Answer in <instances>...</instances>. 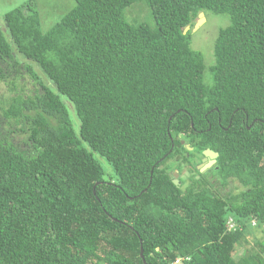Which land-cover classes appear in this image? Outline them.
<instances>
[{
    "label": "trees",
    "instance_id": "obj_1",
    "mask_svg": "<svg viewBox=\"0 0 264 264\" xmlns=\"http://www.w3.org/2000/svg\"><path fill=\"white\" fill-rule=\"evenodd\" d=\"M34 1L0 20V264H264V0H75L48 30ZM200 12L230 19L208 66ZM182 140L219 152L186 187Z\"/></svg>",
    "mask_w": 264,
    "mask_h": 264
},
{
    "label": "rangeland",
    "instance_id": "obj_2",
    "mask_svg": "<svg viewBox=\"0 0 264 264\" xmlns=\"http://www.w3.org/2000/svg\"><path fill=\"white\" fill-rule=\"evenodd\" d=\"M30 1L32 0H0V20L2 21L1 13L5 14L12 8L29 4ZM32 3L33 5H35L34 7L36 9L38 7V9L42 11H40L42 22H40L39 20L36 21V27H39V29L42 30H44L46 27V29L48 30L57 20L67 14L75 6V0H36ZM126 16L130 21L135 20L137 22L149 25L150 27L155 26V20L151 9L145 1H137L132 4L129 8H127ZM205 17L206 20L200 26L196 28V21L195 25L191 28V40L192 47L204 54L205 63L208 66L215 62L214 44L218 33L221 28L226 27L230 24V19L227 15L214 14L212 12L205 13ZM32 23L30 26H32ZM3 91L4 88H1L0 92ZM97 157L102 161V163H104L105 167L109 165L104 158L99 157L98 155ZM108 167H110V165ZM185 176L187 177V175ZM209 178H211L210 181H212L214 177H208V180ZM214 179L216 181H221V170L219 171L217 177H215ZM221 184L223 183L221 182ZM236 185H238V183H233L229 187H225V190L230 189L232 186L234 188V186ZM249 239L252 243L253 236L250 235ZM178 264H182V262H179Z\"/></svg>",
    "mask_w": 264,
    "mask_h": 264
},
{
    "label": "flooded vegetation",
    "instance_id": "obj_3",
    "mask_svg": "<svg viewBox=\"0 0 264 264\" xmlns=\"http://www.w3.org/2000/svg\"><path fill=\"white\" fill-rule=\"evenodd\" d=\"M182 143L186 146V142H185V140H182ZM190 145V144H189ZM191 146V145H190ZM192 147V149L191 150H189V152H193L192 154H190V153H187V156L189 157V159L187 160L188 162H186L185 164H184V166H183V173H184V179H185V181L184 182H182V185H183V187H186V186H188L192 181H191V172H190V169L191 168H196V169H198L200 172H201V170H200V166L202 165H206L208 162H210L211 161V158L210 157H208L207 158V160L205 161V162H203V160H204V158H205V156L203 155V151H201V152H199V151H197V150H195V148L193 147V146H191ZM217 160H218V157H217ZM217 164V162L216 163H214L211 167H209V168H206V170L204 171V172H202V173H208V172H210V171H213V169L214 168H218V166L216 165ZM190 166H191V168H190ZM178 171V173H179V180H180V177H181V174H180V172H179V170L178 169H175L174 171H173V175L175 174V171ZM185 175H187V177L185 176ZM196 176V178H199V175H195ZM210 177H214L215 178V176L214 175H210ZM174 178H175V176H174ZM196 178H194V179H196ZM212 179V183H213V185H215V187H214V189L215 188H219V189H221V181H216L215 179ZM174 180V179H173ZM179 185H181V180H180V182H179V184H178V186Z\"/></svg>",
    "mask_w": 264,
    "mask_h": 264
},
{
    "label": "water",
    "instance_id": "obj_4",
    "mask_svg": "<svg viewBox=\"0 0 264 264\" xmlns=\"http://www.w3.org/2000/svg\"><path fill=\"white\" fill-rule=\"evenodd\" d=\"M205 20H206L205 12H200V13H199V16H198V19H197V26H196V28H197L198 26H200ZM190 28H191L190 26H187V27L185 28V30H184V33H187V31L190 30ZM194 29H195V28H194ZM186 148H187L188 150H191V149H192V147H191L189 144H186ZM203 155L205 156L203 162H205V161L207 160L208 157L211 158V161L208 162L206 165H203V166L201 165V166H200V170H201V172H204V171L206 170V168L211 167L214 163L217 162V157H219V152L214 151V150H212L211 148H207V149H205V150L203 151ZM174 176H175V178H174L173 182H174L176 185H178L179 182H180V180H179V173H178L177 170L175 171ZM141 256H142V258H144L143 247H142V251H141ZM144 262H146L145 259H144ZM145 264H146V263H145Z\"/></svg>",
    "mask_w": 264,
    "mask_h": 264
},
{
    "label": "built area",
    "instance_id": "obj_5",
    "mask_svg": "<svg viewBox=\"0 0 264 264\" xmlns=\"http://www.w3.org/2000/svg\"><path fill=\"white\" fill-rule=\"evenodd\" d=\"M227 227L229 230H233L236 228V223L235 221L233 220V218H229L228 219V222H227ZM183 258H178L174 264H178L179 262H183Z\"/></svg>",
    "mask_w": 264,
    "mask_h": 264
},
{
    "label": "clouds",
    "instance_id": "obj_6",
    "mask_svg": "<svg viewBox=\"0 0 264 264\" xmlns=\"http://www.w3.org/2000/svg\"><path fill=\"white\" fill-rule=\"evenodd\" d=\"M182 264H185V263H184V260H183Z\"/></svg>",
    "mask_w": 264,
    "mask_h": 264
}]
</instances>
